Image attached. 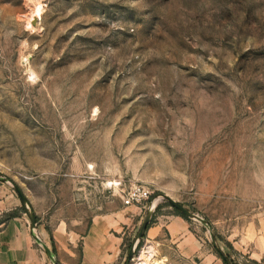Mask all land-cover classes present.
Returning <instances> with one entry per match:
<instances>
[{"label":"rangeland","instance_id":"1","mask_svg":"<svg viewBox=\"0 0 264 264\" xmlns=\"http://www.w3.org/2000/svg\"><path fill=\"white\" fill-rule=\"evenodd\" d=\"M0 177L80 229L147 186L129 264H264V0H0Z\"/></svg>","mask_w":264,"mask_h":264},{"label":"crops","instance_id":"2","mask_svg":"<svg viewBox=\"0 0 264 264\" xmlns=\"http://www.w3.org/2000/svg\"><path fill=\"white\" fill-rule=\"evenodd\" d=\"M141 207L125 203L89 217L82 229L79 218L36 220V232L55 249L56 264H121L127 237L134 239ZM29 219L18 214L0 223V264H52L30 233ZM159 226H149L147 242L156 243Z\"/></svg>","mask_w":264,"mask_h":264},{"label":"water","instance_id":"3","mask_svg":"<svg viewBox=\"0 0 264 264\" xmlns=\"http://www.w3.org/2000/svg\"><path fill=\"white\" fill-rule=\"evenodd\" d=\"M1 180L5 181L4 178H1ZM14 189L19 197V200L21 202V206L23 207L28 219H29V227H30V233L33 237V239L37 242V244L43 249V251L46 253V255L48 256V258L50 259V261L52 262V264H56V260H55V256L53 251L51 250V248L39 237V235L36 232V218L34 216V214L30 211L27 202L25 200V198L23 197V195L19 192L18 188L14 186ZM161 197L166 200L171 207L176 208L177 210H179L185 217H187L188 219H195L198 220L203 226H205L207 228V231L209 233V238H210V242L213 245V247L216 250H219L218 245L216 243V239L215 236L212 232L211 227L208 225L207 221L205 219H203L202 217H199L197 214H195L194 212L190 211L188 208H186L185 206H183L181 203H179L178 201L174 200L173 198H171L170 196L166 195V194H161ZM154 206L155 203L153 201H151L146 209V212L143 216L142 222L140 224V227L138 229V232L136 234V236L134 237V239L132 240L129 250H128V254H127V260L125 264H129L130 260L133 257V253H134V249L135 246L137 244V242L141 239L143 233L146 230L147 224L152 216V212L154 210ZM221 257L224 261L225 264H232L224 255L221 254Z\"/></svg>","mask_w":264,"mask_h":264},{"label":"built area","instance_id":"4","mask_svg":"<svg viewBox=\"0 0 264 264\" xmlns=\"http://www.w3.org/2000/svg\"><path fill=\"white\" fill-rule=\"evenodd\" d=\"M151 194L149 188L140 183H133L122 191L121 197L125 203L139 205L142 201L147 200ZM143 207H145L143 205Z\"/></svg>","mask_w":264,"mask_h":264},{"label":"trees","instance_id":"5","mask_svg":"<svg viewBox=\"0 0 264 264\" xmlns=\"http://www.w3.org/2000/svg\"><path fill=\"white\" fill-rule=\"evenodd\" d=\"M156 208H158V206L156 207ZM172 210H173V213L174 214H176V215H178V216H180V217H182V218H185L186 220H189L187 217H185L179 210H177L176 208H173L172 207ZM18 212H23V207L21 206V205H19L18 206V208H15V209H13L12 211H8V212H6V215H5V218L4 219H2V220H0V223L1 222H4V221H6V220H8L9 218H12V217H14V216H17L19 213ZM153 222V216L150 218V220H149V222H148V224H147V227H146V230L149 228V226L151 225V223ZM145 230V231H146ZM144 236V233H143V235H142V237ZM141 243V241H139L138 242V245ZM129 246H130V244H129ZM51 250L53 251V253H55V249H54V247L53 246H51ZM226 258H227V256L226 255H224ZM228 259V258H227ZM232 264H234L230 259H228ZM224 262V261H223ZM223 264H225V263H223Z\"/></svg>","mask_w":264,"mask_h":264},{"label":"bare ground","instance_id":"6","mask_svg":"<svg viewBox=\"0 0 264 264\" xmlns=\"http://www.w3.org/2000/svg\"><path fill=\"white\" fill-rule=\"evenodd\" d=\"M41 12H42V6L40 2H35L34 3V14L40 17ZM138 260H139L138 264H155V259L153 258V250L149 249L147 254H144V253L140 254L138 257Z\"/></svg>","mask_w":264,"mask_h":264}]
</instances>
